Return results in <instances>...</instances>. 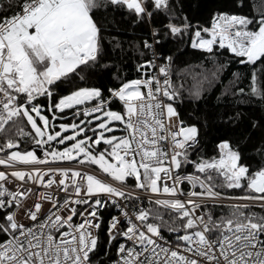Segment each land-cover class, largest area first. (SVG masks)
<instances>
[{
	"label": "snow or ice",
	"instance_id": "1",
	"mask_svg": "<svg viewBox=\"0 0 264 264\" xmlns=\"http://www.w3.org/2000/svg\"><path fill=\"white\" fill-rule=\"evenodd\" d=\"M246 7L0 0V264H264V163L245 157L264 161V10ZM188 47L203 59L179 67Z\"/></svg>",
	"mask_w": 264,
	"mask_h": 264
},
{
	"label": "trees",
	"instance_id": "2",
	"mask_svg": "<svg viewBox=\"0 0 264 264\" xmlns=\"http://www.w3.org/2000/svg\"><path fill=\"white\" fill-rule=\"evenodd\" d=\"M248 7L245 8V12H250L252 14H255L256 12L260 10H264V0H247ZM114 22L115 24H118L120 27H130V24L128 21H122L121 16L118 13L115 17H113L111 14L107 15L106 17H103V26L107 29H109L112 32H115V27H114ZM145 27V26H142ZM140 29L136 30V33L139 34ZM133 37V33L129 31L126 33L124 36H122V39H130ZM127 47V45H125ZM139 58V57H137ZM203 59V56L198 54L196 50L191 49L188 47L186 51L183 54H180V60L183 61V63L178 62L179 67H184L185 64H191V63H199V61ZM227 60V57H220V62H224ZM206 66L208 68H212L213 65L209 61L207 62ZM256 67L259 69L260 65L257 64ZM238 69H243V66L231 63L228 64V66L221 71L220 73V79L217 82H214L211 86L209 85L208 81L203 82V96L204 100L201 101H193L187 97V93L185 92V99L183 101V107L181 108V116L182 117H187L189 111H191L195 105H200L201 108L205 106V103L209 107L215 102V97L219 95V91L222 88L224 84L228 83V80L231 79V73L234 71H237ZM124 71L125 74L128 78H136L138 75L135 71V65L131 62H128L124 65ZM250 75V72H245L241 71V76L246 77ZM111 77H109V80ZM222 82V83H221ZM92 83V81H90ZM188 83L191 86L194 82L191 77L188 78ZM242 86L247 87V81L244 80L242 81ZM47 102V101H45ZM117 105H113V108H116ZM72 110H65V113L63 114V119H60L59 117L62 115L61 113H57V119L55 121L50 120V125L55 124L57 126L56 130H59V124L60 123H71L73 122V116H72ZM49 117H51V113H48ZM78 122V120L76 121ZM29 128H26L25 131H29ZM15 133V129H13V134ZM258 135V134H257ZM4 139V133H0V142H2ZM21 144H24V141L21 140ZM25 147H28V145H24ZM211 145L208 146L209 151H211ZM2 154V153H0ZM3 155V154H2ZM245 157L248 161V163L252 166L253 170H255L259 165L264 163V161L261 160V157L256 153L255 150H253L252 145L249 144L245 150ZM188 172L192 171L191 165H185L184 166ZM228 191V190H225ZM240 190H234V194H239ZM114 251V249H113Z\"/></svg>",
	"mask_w": 264,
	"mask_h": 264
},
{
	"label": "rangeland",
	"instance_id": "3",
	"mask_svg": "<svg viewBox=\"0 0 264 264\" xmlns=\"http://www.w3.org/2000/svg\"><path fill=\"white\" fill-rule=\"evenodd\" d=\"M94 123H95V122H94ZM81 126H83V125H81ZM67 134H71L70 131H69V133H67ZM119 134H120V133H117V135H119ZM88 135L91 136L92 133L89 131V132H88Z\"/></svg>",
	"mask_w": 264,
	"mask_h": 264
},
{
	"label": "built area",
	"instance_id": "4",
	"mask_svg": "<svg viewBox=\"0 0 264 264\" xmlns=\"http://www.w3.org/2000/svg\"><path fill=\"white\" fill-rule=\"evenodd\" d=\"M83 109H82V107H81V111H82ZM72 111H74V110H72ZM80 118H83L82 116L80 117ZM0 156H2V154H0ZM2 167L3 166H0V169H2ZM20 167H23V166H20Z\"/></svg>",
	"mask_w": 264,
	"mask_h": 264
}]
</instances>
